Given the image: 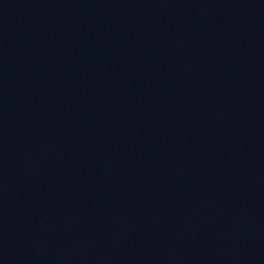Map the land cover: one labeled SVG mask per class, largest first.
<instances>
[{
	"label": "water",
	"instance_id": "1",
	"mask_svg": "<svg viewBox=\"0 0 264 264\" xmlns=\"http://www.w3.org/2000/svg\"><path fill=\"white\" fill-rule=\"evenodd\" d=\"M0 264H264V0H0Z\"/></svg>",
	"mask_w": 264,
	"mask_h": 264
}]
</instances>
